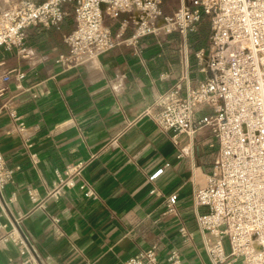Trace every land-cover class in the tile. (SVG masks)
Wrapping results in <instances>:
<instances>
[{
	"label": "crops",
	"instance_id": "0c3cea01",
	"mask_svg": "<svg viewBox=\"0 0 264 264\" xmlns=\"http://www.w3.org/2000/svg\"><path fill=\"white\" fill-rule=\"evenodd\" d=\"M13 1L0 0V11ZM204 27L187 36L193 52L209 49L210 27ZM72 28L66 22L62 32L29 29L26 46L33 61L0 51L9 68L26 73V91L19 94L12 84L10 96L27 127L24 135L10 134L8 119H0V150L10 167H21L3 193L8 216L0 203V223L9 224L19 213L26 216L21 227L32 240L38 264H124L152 244L159 246L162 260L178 249L189 264H210L197 244L201 238L190 177L193 163L211 171L217 152L214 138L209 132L200 134L194 157L179 158L186 137H179L177 145L173 132L160 131L147 116L126 128V121L138 119L178 82L184 71L182 37H146L139 54L121 47L102 55L93 70L64 69L55 59L66 53L63 34ZM189 75L193 86L205 78L194 58ZM32 154L39 159L37 165ZM78 162L85 164L82 177L100 199L87 198L76 187L59 200H47L45 209H36L39 204L32 203L28 191L45 200L56 172ZM160 169L163 173L151 181ZM171 194L179 197L178 217L162 215ZM50 216L60 219L58 226ZM182 224L195 234L193 244L183 242ZM27 259L12 244L0 249V264H25Z\"/></svg>",
	"mask_w": 264,
	"mask_h": 264
},
{
	"label": "built area",
	"instance_id": "2783aa9c",
	"mask_svg": "<svg viewBox=\"0 0 264 264\" xmlns=\"http://www.w3.org/2000/svg\"><path fill=\"white\" fill-rule=\"evenodd\" d=\"M163 1L16 0L0 11V51L33 61L35 56L26 46L28 30L62 32L71 15L73 28L63 34L66 53L55 59L64 69L90 71L102 55L117 48L139 54L143 38L163 40L179 34L184 71L178 82L160 93L138 119L126 121V128L147 116L160 131L173 132L177 145L179 137H186L179 158L189 154L193 158L196 138L209 132L217 144L212 169L206 172L193 163L190 177L204 252L210 264H264V0H179L176 11L167 15ZM206 21L209 49L193 52L187 36ZM192 58L205 75L197 86L189 75ZM25 77V71L0 60V119H8L10 134L27 131L15 97L10 96L12 84L17 93L26 91ZM30 159L33 165L39 163L36 154ZM84 168L78 162L67 165L62 173L57 171V180L43 201L29 190L32 203L39 204L36 209H45L47 200H59L76 187L87 198L99 200L95 188L82 177ZM20 170V166L10 167L0 150V203L7 216L3 193ZM178 203V194H171L162 215L178 217ZM25 217L19 213L9 218V224L0 223V249L12 244L20 255L28 256L25 264H38L32 240L21 227ZM50 220L54 226L60 223L58 217L50 216ZM179 233L184 243L193 244L195 234L186 225H181ZM124 264L189 263L178 249L162 260L159 246L152 244Z\"/></svg>",
	"mask_w": 264,
	"mask_h": 264
},
{
	"label": "rangeland",
	"instance_id": "374dc122",
	"mask_svg": "<svg viewBox=\"0 0 264 264\" xmlns=\"http://www.w3.org/2000/svg\"><path fill=\"white\" fill-rule=\"evenodd\" d=\"M179 6V0H164L163 1V13L164 14H171L173 13L174 11H176V9L178 8ZM68 23V26L71 27L73 26V15H71L67 21ZM204 31H207L208 29V26H209V22L206 21L204 22ZM212 149H215V148H212ZM197 244L199 245V249L203 252L204 249L203 247L200 245L201 243L198 242L197 240ZM226 252H228V248L226 247L225 248ZM238 264H242L241 262H239Z\"/></svg>",
	"mask_w": 264,
	"mask_h": 264
}]
</instances>
